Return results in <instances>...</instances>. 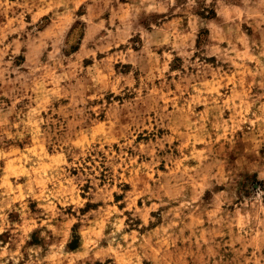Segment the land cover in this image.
I'll return each instance as SVG.
<instances>
[{
    "label": "clouds",
    "instance_id": "clouds-1",
    "mask_svg": "<svg viewBox=\"0 0 264 264\" xmlns=\"http://www.w3.org/2000/svg\"><path fill=\"white\" fill-rule=\"evenodd\" d=\"M0 264H264V0H0Z\"/></svg>",
    "mask_w": 264,
    "mask_h": 264
}]
</instances>
